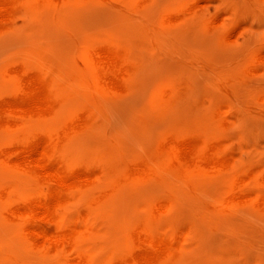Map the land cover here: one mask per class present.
I'll return each mask as SVG.
<instances>
[{"label": "bare ground", "instance_id": "1", "mask_svg": "<svg viewBox=\"0 0 264 264\" xmlns=\"http://www.w3.org/2000/svg\"><path fill=\"white\" fill-rule=\"evenodd\" d=\"M92 1L109 3L113 11L129 16L138 14L146 0H0V35L19 31L15 19L22 11L63 23L71 8ZM132 48V43L91 48L89 63L79 64L84 92L60 84L53 66L28 61L0 76V176L14 181L2 186L0 209L12 218L38 263L190 264L193 249L187 243L199 240L201 233L194 221L180 222L179 195L142 200L133 189L140 183L169 186L160 171L164 162L177 166L194 186L227 173L236 183L230 201L264 218L263 185L253 175L239 179L240 155L227 146L222 132L228 123L221 115L206 113L202 131L186 140L167 139L159 153L142 158L130 159L114 140L104 143L93 136L99 95L119 93L136 80L140 64ZM263 61L260 55L257 64ZM136 84L134 89L141 90ZM179 96L178 87L157 91L150 98L153 114L165 113ZM80 98L85 103L73 110ZM123 206L131 216L118 229ZM4 245L0 239V264H26Z\"/></svg>", "mask_w": 264, "mask_h": 264}, {"label": "rangeland", "instance_id": "2", "mask_svg": "<svg viewBox=\"0 0 264 264\" xmlns=\"http://www.w3.org/2000/svg\"><path fill=\"white\" fill-rule=\"evenodd\" d=\"M138 9V14L123 16L109 3L92 1L71 8L63 23L22 11L15 19L19 31L0 35V76L28 61L53 66L60 84L84 92L80 61L89 63L96 46L132 43L140 64L132 84L141 90L131 84L119 93L99 95L93 136L104 143L114 140L130 159L142 158L159 153L167 139L186 140L202 131L207 114L221 115L228 123L221 131L227 146L240 155L239 179L253 175L264 192V61L257 64L264 57V0H146ZM169 87L179 88V102L155 116L153 97ZM81 103L82 98L73 110ZM160 171L169 186L140 183L133 189L142 200L179 195L180 222L194 221L201 233L199 240L187 243L193 249L190 264H264V218L230 201L233 177L222 172L194 186L177 166L164 162ZM13 182L1 174L0 190ZM118 210L120 229L131 212L126 206ZM0 239L26 264H41L4 209Z\"/></svg>", "mask_w": 264, "mask_h": 264}]
</instances>
